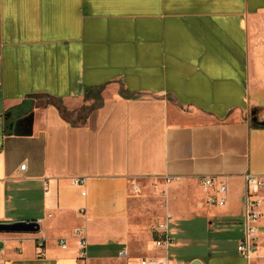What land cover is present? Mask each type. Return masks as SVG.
I'll return each mask as SVG.
<instances>
[{"label":"crops","instance_id":"0c3cea01","mask_svg":"<svg viewBox=\"0 0 264 264\" xmlns=\"http://www.w3.org/2000/svg\"><path fill=\"white\" fill-rule=\"evenodd\" d=\"M263 56L264 0H0V222L40 225L0 232V264H264V207L237 250L245 175L264 177Z\"/></svg>","mask_w":264,"mask_h":264},{"label":"built area","instance_id":"2783aa9c","mask_svg":"<svg viewBox=\"0 0 264 264\" xmlns=\"http://www.w3.org/2000/svg\"><path fill=\"white\" fill-rule=\"evenodd\" d=\"M26 164H22L20 169L25 170ZM246 188L244 193V226L245 234L243 239L238 243V252L247 260L251 257L253 251L257 248L258 240V223L263 215L262 208L264 207V177L255 176L253 174L245 175ZM201 185L211 193L206 198L207 205H224L227 200V179L221 176H205L200 180ZM73 184L84 187L87 184L85 177L73 178ZM134 193L140 191L137 184L131 186ZM85 191L83 194L85 195ZM159 237L156 240V245L161 248L168 249L172 239L169 236L168 225L162 222L155 227ZM81 229L76 230V234L80 235ZM86 241L83 237L80 238L81 255H84ZM39 246L43 247V241L39 242ZM61 246L66 247V241H61ZM125 252L122 251L121 255ZM141 264H168L167 262H148L143 260Z\"/></svg>","mask_w":264,"mask_h":264},{"label":"water","instance_id":"95a60500","mask_svg":"<svg viewBox=\"0 0 264 264\" xmlns=\"http://www.w3.org/2000/svg\"><path fill=\"white\" fill-rule=\"evenodd\" d=\"M12 112L6 114V124L7 130L6 133L12 130L13 122ZM40 228V225L37 221L33 220H23L16 221L11 223L0 222V232H37ZM190 264H200L199 260H194Z\"/></svg>","mask_w":264,"mask_h":264},{"label":"rangeland","instance_id":"374dc122","mask_svg":"<svg viewBox=\"0 0 264 264\" xmlns=\"http://www.w3.org/2000/svg\"><path fill=\"white\" fill-rule=\"evenodd\" d=\"M263 57H264V56H263ZM134 184H136V182L131 183V186L134 185ZM139 187H140V191L137 192V193L131 192V195H133V196H140V195H143L146 191H148L147 193L150 195V193H151V190H150V189L145 191V188L143 187V185H142L141 183H140ZM146 189H147V188H146ZM154 189H155V190H154ZM152 190H153L152 194H155V195H156V193L158 192V188H157V184H156V183H153V184H152ZM144 191H145V192H144ZM155 191H156V193H155ZM148 194H147V195H148ZM148 197H149V196H148ZM149 201H150V199L146 197V199H145V201L143 202L142 206H143V207H147V208L149 209V206H150V203H151V202H149Z\"/></svg>","mask_w":264,"mask_h":264},{"label":"trees","instance_id":"16d2710c","mask_svg":"<svg viewBox=\"0 0 264 264\" xmlns=\"http://www.w3.org/2000/svg\"><path fill=\"white\" fill-rule=\"evenodd\" d=\"M26 106H27V107L24 108V109H23V108H18V109H20V111H22V112H25L26 109H29L31 105H30V104H27ZM22 107H23V106H22ZM18 109H16V111H18ZM21 109H23V110H21ZM6 125H7V124H6Z\"/></svg>","mask_w":264,"mask_h":264}]
</instances>
